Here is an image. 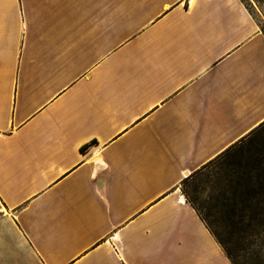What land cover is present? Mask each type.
Instances as JSON below:
<instances>
[{
    "label": "crops",
    "instance_id": "0c3cea01",
    "mask_svg": "<svg viewBox=\"0 0 264 264\" xmlns=\"http://www.w3.org/2000/svg\"><path fill=\"white\" fill-rule=\"evenodd\" d=\"M263 123L244 0H0V264H234L183 183Z\"/></svg>",
    "mask_w": 264,
    "mask_h": 264
},
{
    "label": "rangeland",
    "instance_id": "374dc122",
    "mask_svg": "<svg viewBox=\"0 0 264 264\" xmlns=\"http://www.w3.org/2000/svg\"><path fill=\"white\" fill-rule=\"evenodd\" d=\"M264 35V0H244ZM236 264H264V127L186 188Z\"/></svg>",
    "mask_w": 264,
    "mask_h": 264
},
{
    "label": "trees",
    "instance_id": "16d2710c",
    "mask_svg": "<svg viewBox=\"0 0 264 264\" xmlns=\"http://www.w3.org/2000/svg\"><path fill=\"white\" fill-rule=\"evenodd\" d=\"M263 127H264V123L261 124L259 127H257V128L253 131V133L251 134V136H250L249 138H251L254 134H256L258 131H260ZM249 138H248V139H249ZM248 139H247V140H248ZM247 140H245V141H247ZM245 141L241 142L240 144H236L235 146L229 148V149L226 150L221 156H219V158L222 157V156H224V155H227V154L232 153V151H234L235 149H237V148H238L240 145H242ZM90 145H91V144H87V145L83 146V147L81 148L82 151H85ZM217 159H218V158H217ZM217 159H216V160H217ZM216 160H214L213 162L209 163V164H208L207 166H205L203 169H201V170L197 171L196 173H194L191 177L187 178V179L184 181V183H183V191H184L185 195L187 196L189 202H190L195 208H196L195 203H194L192 200L189 199V195H188V192H187L186 188H187L188 184L190 183L191 179H193L196 175H198L199 173H202L204 170H206V169H207L212 163H214ZM196 209H197V208H196ZM197 211H198V209H197ZM198 212H199V211H198ZM199 213H200V212H199ZM200 215H201V213H200ZM201 216L203 217V215H201ZM203 219H205V218L203 217ZM205 221H207V219H205ZM207 223L209 224V221H207ZM209 226L211 227L210 224H209ZM211 228L213 229V227H211ZM213 231L215 232V234H216L217 237L219 238V235L217 234V232L215 231V229H213ZM219 240L221 241L220 238H219ZM221 243L223 244V241H221ZM223 246H224V245H223ZM224 248H225V246H224ZM225 250H226L228 256H229V257L232 259V261L234 262V264H236L235 261L233 260V258L231 257V255L229 254V252L227 251L226 248H225Z\"/></svg>",
    "mask_w": 264,
    "mask_h": 264
}]
</instances>
